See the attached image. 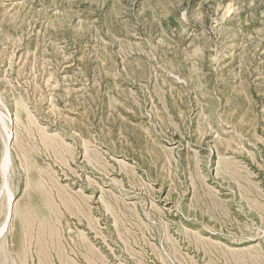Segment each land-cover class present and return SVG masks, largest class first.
<instances>
[{
    "label": "rangeland",
    "instance_id": "rangeland-1",
    "mask_svg": "<svg viewBox=\"0 0 264 264\" xmlns=\"http://www.w3.org/2000/svg\"><path fill=\"white\" fill-rule=\"evenodd\" d=\"M0 231V264H264V0H0Z\"/></svg>",
    "mask_w": 264,
    "mask_h": 264
},
{
    "label": "bare ground",
    "instance_id": "bare-ground-1",
    "mask_svg": "<svg viewBox=\"0 0 264 264\" xmlns=\"http://www.w3.org/2000/svg\"><path fill=\"white\" fill-rule=\"evenodd\" d=\"M7 147V146H6ZM8 157H9V153L8 150L6 149L5 154L3 156L2 159V165L5 166V164L8 162ZM8 164V163H7ZM7 166V165H6ZM8 210V209H7ZM8 212V211H7ZM8 214V213H7ZM5 225V224H4ZM3 227V226H2ZM1 232V231H0Z\"/></svg>",
    "mask_w": 264,
    "mask_h": 264
}]
</instances>
